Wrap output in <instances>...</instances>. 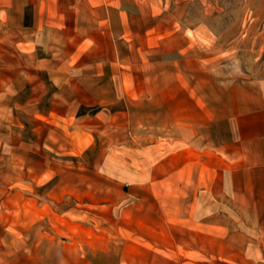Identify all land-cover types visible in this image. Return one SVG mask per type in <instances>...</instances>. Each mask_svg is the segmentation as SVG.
Listing matches in <instances>:
<instances>
[{
	"label": "crops",
	"instance_id": "0c3cea01",
	"mask_svg": "<svg viewBox=\"0 0 264 264\" xmlns=\"http://www.w3.org/2000/svg\"><path fill=\"white\" fill-rule=\"evenodd\" d=\"M169 1L0 0V245L14 232L16 260L216 264L222 194L264 238V75L230 72L229 43Z\"/></svg>",
	"mask_w": 264,
	"mask_h": 264
},
{
	"label": "rangeland",
	"instance_id": "374dc122",
	"mask_svg": "<svg viewBox=\"0 0 264 264\" xmlns=\"http://www.w3.org/2000/svg\"><path fill=\"white\" fill-rule=\"evenodd\" d=\"M178 1L180 2L177 3ZM173 5L184 24L192 26L199 22L202 25L210 23L222 43H229L226 59L230 72L264 75V0H170L169 6L172 9ZM97 147L103 151V147L107 145L97 146L94 143L91 146L87 152V160L83 161L89 169H96L100 164L97 160ZM56 157L58 163H65L63 154L58 153ZM75 163L77 162L74 161L73 164ZM70 201L75 205L74 199ZM240 202L239 197L232 195L218 196L216 264H264V238L253 239L262 235L257 226L250 225L248 219L241 216L242 210L235 207ZM84 219L95 220L94 211H88ZM262 233L264 235V230ZM17 243L15 233L10 232L3 242L4 247L0 245V264H7L11 260L14 261L13 264H48V257L16 260L12 255L17 251ZM240 249L247 251L241 255Z\"/></svg>",
	"mask_w": 264,
	"mask_h": 264
}]
</instances>
